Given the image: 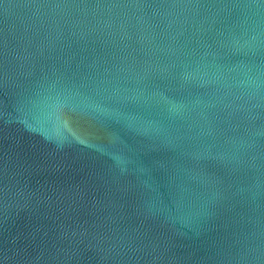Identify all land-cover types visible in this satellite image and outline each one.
I'll return each mask as SVG.
<instances>
[{
  "label": "water",
  "instance_id": "1",
  "mask_svg": "<svg viewBox=\"0 0 264 264\" xmlns=\"http://www.w3.org/2000/svg\"><path fill=\"white\" fill-rule=\"evenodd\" d=\"M0 264H264V0H0Z\"/></svg>",
  "mask_w": 264,
  "mask_h": 264
}]
</instances>
